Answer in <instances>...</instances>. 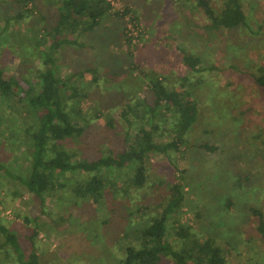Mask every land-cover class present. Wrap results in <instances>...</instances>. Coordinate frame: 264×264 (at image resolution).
<instances>
[{"label":"rangeland","instance_id":"obj_1","mask_svg":"<svg viewBox=\"0 0 264 264\" xmlns=\"http://www.w3.org/2000/svg\"><path fill=\"white\" fill-rule=\"evenodd\" d=\"M210 1L223 9L224 0ZM243 2L248 25L227 30L208 26L198 0H115L111 16L81 36L84 46L66 44L58 50L55 57L64 73L86 70L88 79L99 76L83 108H100L115 121L112 129L106 115L90 121L81 142L89 153L118 149L127 130L132 134L143 126H131L121 113L127 101L155 100L148 86L153 73L183 101L195 99L199 116L185 135L187 146L147 159L143 187L129 185L131 169L118 171L99 204L82 197L74 201L64 193L71 182L41 204L18 180L0 177V221L19 234L25 259L35 250L36 264H124L125 247L140 241L136 227L163 211L178 184L184 199L167 220V238L175 250L215 236L226 264H264L259 229L260 218L264 221V94L253 79L264 66V0ZM60 4L0 0V63L6 72L33 78L48 66L41 52L45 44L38 51L36 43L57 22ZM186 53L201 59L197 71L184 63ZM120 81L122 91L117 90ZM10 102L0 97V157L14 165L30 144L22 127L31 116ZM173 114L167 110L169 121L156 120L157 141L172 139ZM72 147L74 141L54 150ZM26 218L32 220L29 225ZM0 264L25 263L12 249L0 247ZM165 264L176 263L169 259Z\"/></svg>","mask_w":264,"mask_h":264},{"label":"trees","instance_id":"obj_2","mask_svg":"<svg viewBox=\"0 0 264 264\" xmlns=\"http://www.w3.org/2000/svg\"><path fill=\"white\" fill-rule=\"evenodd\" d=\"M198 3L207 16L210 28L236 30L248 25L243 0H224L222 10L215 9L210 0H198ZM112 8L109 0H61L57 22L49 31L46 30L45 33L49 34L42 33V38L36 43L38 51L45 44L41 52L43 61L48 66L39 68L38 74L34 73L33 78H27L6 72L0 63V97L7 102L12 101V106L24 108L31 116L26 117V123L22 127L24 141L30 142L26 155L18 156V162L14 165L0 157V177L18 180L41 204H44L47 195L58 186L65 187L70 182L64 193H70L74 201L82 197L99 204L105 194L107 195L108 184H115L111 176L127 169L133 172L132 177H129V185L143 187L147 180V159L159 152L167 155L170 150L187 146L185 135L198 120L197 101L193 98L183 101L178 92L167 89L163 77L153 73L148 76V86L154 93L155 100L146 99L135 104L133 100L127 101L126 108L122 109V117L128 119L131 126L135 122L143 123L138 131L131 134L127 130L122 146L118 149H104L101 154L96 153L97 148L95 152L89 153L88 146L81 144L91 120L106 115V126L109 129L114 127L115 121L100 108L90 111L83 108L84 101L92 94V82L97 84L99 76L93 74L88 79L85 76L86 70L64 73L63 65L57 63L55 55L66 44L84 46L81 36L95 31L111 16ZM114 13L120 14L117 11ZM183 59L189 70H198L197 66L201 62L199 56L186 53ZM258 70L253 79L264 94V66L258 67ZM111 76L114 81L117 79L115 75ZM105 78L108 80V77ZM121 86L122 82L118 91H122ZM134 105L137 109L130 114V119L127 115L132 112ZM167 110H172L176 115L175 121L172 117L173 136L167 143H161L155 139L160 128L156 120L169 121L165 116ZM72 141L74 147L71 150H54L57 146ZM203 146L207 147V144ZM73 176L76 178L71 181ZM172 191L173 194L163 211L153 216L147 225L136 227L140 241L125 247L124 264H165L169 259L176 264H226L225 253L215 236H208L204 240L197 239L191 248H182L180 251L174 249V244L167 238V220L182 205L184 187L177 184L172 187ZM230 201L231 199L228 203ZM254 213L258 211L255 209ZM261 219L259 229L264 234L263 217L260 221ZM25 220L27 225L32 222L28 218ZM33 232L29 235L31 238H35L38 233L36 230ZM180 235L186 236L181 230ZM0 237V247L5 250L12 249L25 264L38 262L35 250L25 259L19 234L1 221Z\"/></svg>","mask_w":264,"mask_h":264},{"label":"built area","instance_id":"obj_3","mask_svg":"<svg viewBox=\"0 0 264 264\" xmlns=\"http://www.w3.org/2000/svg\"><path fill=\"white\" fill-rule=\"evenodd\" d=\"M109 1L113 4L115 0H109Z\"/></svg>","mask_w":264,"mask_h":264}]
</instances>
